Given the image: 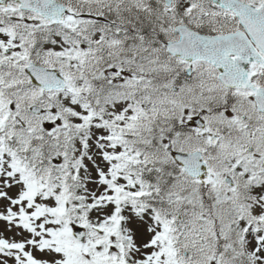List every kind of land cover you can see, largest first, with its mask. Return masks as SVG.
Instances as JSON below:
<instances>
[{
	"label": "snow or ice",
	"instance_id": "6c2138e0",
	"mask_svg": "<svg viewBox=\"0 0 264 264\" xmlns=\"http://www.w3.org/2000/svg\"><path fill=\"white\" fill-rule=\"evenodd\" d=\"M0 264H264V0H0Z\"/></svg>",
	"mask_w": 264,
	"mask_h": 264
}]
</instances>
